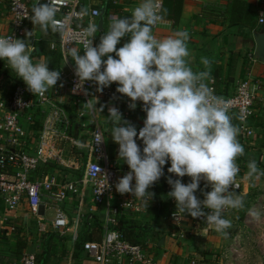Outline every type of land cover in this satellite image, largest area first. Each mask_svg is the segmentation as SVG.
<instances>
[{
    "label": "clouds",
    "instance_id": "9594fccd",
    "mask_svg": "<svg viewBox=\"0 0 264 264\" xmlns=\"http://www.w3.org/2000/svg\"><path fill=\"white\" fill-rule=\"evenodd\" d=\"M57 11L55 0H38L31 22L45 32L59 31L63 26L56 20ZM166 13L167 9L157 0H142L130 16H113L98 44L94 43L98 27L89 23L83 54L77 48L68 50L79 81L73 91L84 90L86 81L93 82L100 93L115 83L116 93L129 98L130 110L136 109L137 101L142 102L146 117L139 131L117 107L108 106L107 118L113 125L111 138L119 146L117 160L130 169L115 184L118 193H130L146 203L151 201L155 193L148 190L164 176V166L170 162L167 172L177 177L167 178L171 186L167 196L176 202L174 217L177 219L180 213L203 218L227 236L226 230L232 224L223 218L224 209L243 207V198L234 191L239 173L236 158L244 155L237 138L240 129L233 123L227 103L205 82L211 61L202 57L204 70L193 71L188 31L180 29L163 39L153 34V28ZM79 15H87V10L82 9ZM30 36L31 31L27 30L25 39L0 36V60L7 61L8 68L24 81L28 91L43 96L54 88L61 72L49 70L48 61L33 62L28 52ZM125 37L127 40L117 47ZM84 93L89 95L87 90ZM93 98L84 103L85 107L102 112L107 105L97 108V99L93 103ZM137 139L142 141V149ZM103 140L97 133L96 143ZM247 168L249 178L264 175L255 160L249 161ZM184 176L191 178L189 183L179 179ZM202 180L210 191L200 189ZM197 190L201 191L202 200L195 195Z\"/></svg>",
    "mask_w": 264,
    "mask_h": 264
},
{
    "label": "built area",
    "instance_id": "2783aa9c",
    "mask_svg": "<svg viewBox=\"0 0 264 264\" xmlns=\"http://www.w3.org/2000/svg\"><path fill=\"white\" fill-rule=\"evenodd\" d=\"M164 1L157 0L162 6ZM191 1L198 2L199 0ZM37 2L38 0H33V4L30 6V0H7L12 19V31L0 36L13 35L20 39L25 37L28 24L31 22L32 9ZM39 2L46 3L47 0H39ZM141 2L142 0H55L58 8L56 20L63 26L59 31L51 30L57 37V44L54 46L59 51L65 65L61 71L60 84L78 102L86 103L94 96L97 103L106 101L118 105L122 100L128 107L130 100L123 99L119 93H116L117 87L113 84L100 93L96 91L93 82L86 81L83 89L87 90L89 95H85L84 90L73 91L79 81L75 76V65L68 50L77 48L83 54V45L88 39L85 36V29L89 23H94L98 27L101 9L104 5L107 9L106 17L111 20L113 16H118L112 12L113 8L121 9V12L128 16L132 13L130 6L134 3L139 5ZM82 9L87 10V15H79ZM259 23L264 24L263 17L260 18ZM95 35L94 43L98 44L100 31L98 30ZM206 83L217 96L215 79L208 77ZM113 94H115V99H113ZM95 98H93V103L96 102ZM221 98L227 103L230 114L233 113L238 118L242 139L252 138L255 131L251 126V119L255 115L256 103V88L252 82L248 80L240 82L233 96ZM136 103L137 106H142V102L137 101ZM50 108L53 113L49 112L48 114ZM62 113L56 107L54 98L46 92L43 96L33 95L25 85H17L11 96L6 99L0 96V200L8 212H13L22 205L37 212L43 205L44 199L61 202L67 198L68 193H79L77 181L58 184L57 176L46 172L45 169L51 163L63 162L53 140L54 136L50 135L52 134L50 130L53 126V119L58 120ZM37 114L41 121L39 131L35 129V125L39 121L35 120ZM79 115L82 118L90 116L93 124L90 143L86 146L89 158L86 162L83 181L90 185L95 205L105 206L107 225H115L122 210L138 209L139 206L129 198L130 193L120 194L116 191L115 184L118 181L120 171L117 164L109 156L107 132L98 122L96 112L85 107ZM241 116L244 119H240ZM86 126L87 124H82V127ZM41 132L42 135L37 139V135ZM97 133L104 139L100 143H96ZM75 144L83 146L79 142H75ZM137 144L141 149L144 146L139 139H137ZM236 164L239 167V173L234 183L238 185V188H235L234 191L243 196L248 194L249 190L248 185L246 186V183L243 182V162L240 156L236 158ZM202 182L205 184V181L202 180ZM230 190L232 189L230 188ZM260 191L261 193L254 205L257 226L252 229L250 224H246L247 228L243 229L242 233L237 234L228 248L212 256L211 259L217 264L232 263L233 252L238 253L241 245L247 244L246 238L250 234L248 229L255 233V243L258 244L261 260H264V188ZM230 211L231 208H225L222 215ZM175 212L176 210H171L169 214L177 228V233H172L173 237L185 238L186 232L181 228L183 214L178 213L176 219L173 215ZM37 217L39 218L37 225L40 234H46L51 230L49 224L44 220V217ZM194 221L197 226L211 227L203 218H194ZM51 227L64 229V232L69 231L68 215L63 209H56V217L51 223ZM83 250L87 257L97 264H159L156 257L147 253L142 245L128 241L122 232L109 227L106 228L100 241L84 242ZM249 257V259H244L247 264H251L254 260L251 256ZM258 260L257 257L255 261L258 264L263 263ZM207 261L208 259L204 257L194 255L189 257L185 264H211ZM20 264H38V258L35 254H24ZM169 264L174 263L170 262Z\"/></svg>",
    "mask_w": 264,
    "mask_h": 264
},
{
    "label": "crops",
    "instance_id": "0c3cea01",
    "mask_svg": "<svg viewBox=\"0 0 264 264\" xmlns=\"http://www.w3.org/2000/svg\"><path fill=\"white\" fill-rule=\"evenodd\" d=\"M231 1L199 0L198 2H193L191 0H183L178 22L174 23L173 19H165V17L153 28V34L158 39H163L173 36L177 30L186 29L190 37L187 44L193 71L204 70V65L201 62L202 57H206L211 61L208 77L215 79L217 96H233L238 84L246 80L252 82L255 86V115L251 119V126L255 131V135L252 138L243 140L239 132L237 137L244 147V155L240 156L243 162L242 178L246 186L248 185L249 190L251 178L246 174V171H248L247 164L249 161L255 160L252 155H254L261 145L257 146L258 141H261L262 147L260 150L264 152V128H261V125H264V64L255 61L253 58L255 50L253 32L249 34V29L247 28L240 31L234 30L236 28L230 26L229 21L226 19L227 15L225 12ZM246 1L250 3L253 11L257 12L261 17L264 15V6L260 5V0ZM32 4L33 0H30V6ZM136 6L138 4H132L130 6L131 11ZM106 15L107 9L104 17V31L100 32V35L108 30L111 23V20ZM166 15L169 16L170 12H167ZM28 25V31H31L28 52L34 61V58H41L45 53L41 48L37 47V42H40L42 39L49 40L48 37L50 35L54 39L56 38V40L57 37L52 33L51 29L45 32L41 30L39 25H34L32 22ZM11 31L12 19L8 10L7 0H0V35L8 34ZM25 38L23 37L22 39ZM54 44H57V41L52 43L50 48L52 49L51 51L59 54L61 72L65 65ZM6 67L8 68L7 61ZM207 78L205 82H207ZM20 80L22 81L21 78ZM57 82L60 88L63 89L60 80ZM113 85L117 87V84L113 83ZM121 102L123 101L121 100ZM101 105L107 106L104 107L102 112L96 110V117L107 132L109 156L119 168V179L129 172L130 169L126 163H123V161L118 162L117 160L119 146L111 138L113 125L109 122L107 116L109 115L108 106H115L118 109L120 107L113 102L106 101H100L96 104V107L100 108ZM230 115L233 116V123L238 126L236 116L233 113ZM145 117L140 111L135 112L129 117L123 114V118L132 122L137 127V130L143 127ZM86 118H88L89 122L85 124L92 129L91 117L87 116ZM90 139L88 142H79L83 145L79 147L86 149L87 153L89 152L86 146L90 143ZM88 158L87 154L86 160ZM255 161L258 166V160ZM73 164L74 162L71 161V165ZM68 167V170L61 173H53L56 170L53 169L52 173L58 176V184H64L73 179L74 175L70 171L73 167L70 165ZM170 175L173 179L177 178L174 174L164 172V176L149 188L148 191L154 192L155 196L147 203L145 200L142 201V199L130 194L129 198L134 200L139 208L122 210L117 219L119 222L124 221L129 225H140L147 228V233L141 239L142 244L140 245L145 248L147 253L156 257L159 264H169L170 262L185 264L184 262H187L190 256L202 255L199 252L196 253L197 247H199L197 242L205 244L204 242L220 241L217 237H213L215 232L213 227L197 226L194 224V218L187 214L185 216L183 214V222L181 224V228L186 232L185 238L173 237L172 233H177V228L170 219L169 214L171 209L168 210L160 202L161 198L163 203L170 200L167 193L171 191V186L166 184L167 178ZM83 179L84 174L78 181V194L68 193L67 198L61 202L44 199L43 205L37 212H34L25 205H22L13 212H8L0 200V264H20L21 257L28 253L35 254L38 260L41 261L40 264H97L87 257L82 244L85 241H100L106 228L116 229V226L114 224L107 225V210L105 206L95 205L91 194V187ZM181 180L185 184L189 183L188 180ZM196 196L201 200L204 198L203 196ZM49 207H53L55 213L57 208H61L67 213L69 231L64 232V229H53L51 227V223L54 220L47 221L45 219V212ZM167 213L168 216L165 215ZM37 216L44 217V220L49 224L51 230L46 234H40L37 225L39 218Z\"/></svg>",
    "mask_w": 264,
    "mask_h": 264
},
{
    "label": "rangeland",
    "instance_id": "374dc122",
    "mask_svg": "<svg viewBox=\"0 0 264 264\" xmlns=\"http://www.w3.org/2000/svg\"><path fill=\"white\" fill-rule=\"evenodd\" d=\"M260 3H261L260 5L264 6L263 0H260ZM262 17L264 18V15ZM259 18H261V16ZM234 30H237V29H234ZM249 34H252V32L249 31ZM40 38H43V37H40ZM48 38L49 40L42 39L40 40V42H37V47L41 48L43 51L48 53V55L46 54V56L44 55L41 58L39 57L34 58L33 62L35 63L39 60L48 61L49 70L51 69V70L60 71L61 65H60L59 56L57 55L55 51H51L52 49L50 48V45L52 43H55L57 40L56 38L54 39V37H51V35ZM126 40H127V37H125L121 41V44L117 45V47L122 46V44ZM19 80L20 78L16 76V73L12 71L10 68L6 67V61L0 60V96L2 95L3 99H6L9 96H11L12 94L11 86L13 84H15V88L17 85H19L18 83H21L27 86L23 80L22 81L21 80L19 81ZM46 93L50 97L54 98L56 107L63 112L59 116L58 120L53 119V126H52V129L50 130V132L52 133L50 135L54 136L53 140L56 143L57 151H59L60 157L63 160V162H60L59 164L55 162L49 164L45 168L46 172L52 173L53 169H56L55 172L53 173H56V172L61 173L65 170H68L69 169L68 166L70 165L73 167L70 171L72 172V175H74V177H72L73 179H71L70 181L78 182L84 174V170L86 167V161H87L86 160L87 154H89L87 153L86 149H84L83 147H79L75 144V142H88L90 139V130H91L90 126L89 127L86 126V128L82 127V124H85V123L88 124L89 122L88 118L86 117L82 118L79 115L82 112V110L85 109V105L84 103L78 102L73 96L69 94V92L65 88L63 89L60 88V86L58 85V82L54 86V88H49ZM48 110H49L48 114L49 112L53 113V110L51 108ZM39 119H40V116L37 114L35 117V120H39ZM44 124L42 127L43 130H44ZM89 125L91 124L89 123ZM261 128H264V125L263 126L261 125ZM41 135H42V132L39 135H37L36 138L38 139ZM257 146H259V149H257L254 155L252 156L253 158H255V160H258L259 162L258 166H260L258 168L261 171H264V152L260 150L262 147L261 141H258ZM71 161L74 162L73 165H71ZM249 183L250 184H249L248 194L243 195V196L239 194V196L243 198V207L242 208H231L230 212L223 215V218L230 220L232 224L231 228L226 230V232L229 235L225 236L223 233L217 232L215 230L213 237H217L220 242H217V241L207 242V243L204 242L205 244H202L200 242L201 245L199 242H197L199 247H197L196 253L198 252L201 253L202 255L200 256L208 259L207 261L208 263L217 264L215 261L211 259L212 256H214L215 254H219L221 251L228 248L231 245V243H233V240L237 236V234L242 233V229H246L247 227L246 224H250L252 229L257 226L258 222L256 219L257 215L254 212V209H255L254 205H255L256 199L261 193L260 190L264 188V175H260L258 178H255V177L251 178ZM166 184L169 185L168 182ZM200 189H203V188L200 186ZM195 195H199L200 197L203 196L200 190H197ZM244 211L246 212V214L245 216H243L244 218L241 219V213ZM165 215L168 216V213ZM55 217H56V213H55L54 208L53 207L47 208L45 212V219L47 221H51V220H54ZM248 230L250 234L248 235V239H246L248 240L246 241L247 244L246 245L242 244L241 247L238 249L239 250L238 253L233 252L232 254L233 259H231L232 263L233 264H247V262L245 261L246 260L245 258L249 259L250 258L249 256H251L252 258H254V260H252L254 263L250 259V261L252 262L251 264H258L257 261H255L257 257L259 259L258 261H262L263 262L262 264H264V260H261L262 258L260 255L258 244L257 242L255 243V240H256L255 233H253L251 229H248ZM207 250H210V251H207Z\"/></svg>",
    "mask_w": 264,
    "mask_h": 264
},
{
    "label": "trees",
    "instance_id": "16d2710c",
    "mask_svg": "<svg viewBox=\"0 0 264 264\" xmlns=\"http://www.w3.org/2000/svg\"><path fill=\"white\" fill-rule=\"evenodd\" d=\"M182 6H183V0H165L163 8L167 9V12H170V15L169 16L165 15L164 18L166 17L165 19H173L174 23H177L180 15H181ZM112 12L114 14H118V16L121 18L126 17L122 14L121 9H119V8H113ZM225 14L227 15L226 19L229 21L230 26L236 28L239 31L241 29L247 28V29H249V31L255 32V31H259L262 28H264V24L262 25L259 23L260 15L257 12L252 10L250 3L247 2L246 0H232L231 4L228 5V8H227V11L225 12ZM257 18H258V20H257ZM43 52H45V51H43ZM46 54L48 55V53L45 52L44 55H46ZM57 55H59V54H57ZM6 72H7V70H6ZM14 89H15V84H13L11 86V90H12L11 93H13ZM120 96L124 99H129V98L123 96L122 94H120ZM118 107H120L119 109H120L121 113L128 115V117L133 115L137 111H140L144 116H146V113H144L142 111V106H137L135 110H130L126 106L125 102H120L118 104ZM237 123L239 126L238 118H237ZM35 129H37L38 131L41 129V121L40 120L37 121V123L35 125ZM168 167H170V162L166 163V165L164 166V169H163L164 172H167ZM179 179H185V180H188V182H190V180H191V178L188 176H184V177L179 178ZM204 185L205 184L201 181L200 186L203 188V190H205V191L211 190L210 187L205 188ZM160 202H162V205L165 206L166 208H168V210H170V209L176 210V202L173 198H170L169 202H164V203H163L162 198H161ZM245 214H246L245 211L241 213V219L244 218L243 216H245ZM115 226H116V230L122 232L128 241L135 243V244H142L141 239L144 238L145 234L147 233L146 227H142L140 225H129L128 223H126L124 221L119 222L117 220ZM82 248H83V246H82ZM40 262L41 261L38 260V264H40Z\"/></svg>",
    "mask_w": 264,
    "mask_h": 264
},
{
    "label": "water",
    "instance_id": "95a60500",
    "mask_svg": "<svg viewBox=\"0 0 264 264\" xmlns=\"http://www.w3.org/2000/svg\"><path fill=\"white\" fill-rule=\"evenodd\" d=\"M106 13V5L101 9V15L98 22V30L104 31V17ZM253 44L255 47L253 58L264 64V28L259 31L253 32Z\"/></svg>",
    "mask_w": 264,
    "mask_h": 264
}]
</instances>
